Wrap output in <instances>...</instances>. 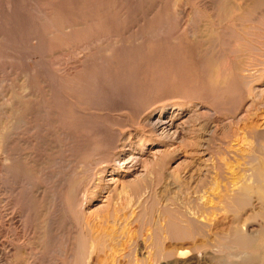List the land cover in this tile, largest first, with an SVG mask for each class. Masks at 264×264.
I'll return each instance as SVG.
<instances>
[{
  "label": "rangeland",
  "instance_id": "obj_1",
  "mask_svg": "<svg viewBox=\"0 0 264 264\" xmlns=\"http://www.w3.org/2000/svg\"><path fill=\"white\" fill-rule=\"evenodd\" d=\"M228 1L0 0V126L30 81L25 136L39 137L0 148V264H74L77 244L86 264H135L161 237L176 264H238L220 238L236 215L254 224L247 250L264 254V201L225 197L264 152V0ZM80 176L88 197L73 211ZM160 212L197 228L171 238Z\"/></svg>",
  "mask_w": 264,
  "mask_h": 264
},
{
  "label": "bare ground",
  "instance_id": "obj_2",
  "mask_svg": "<svg viewBox=\"0 0 264 264\" xmlns=\"http://www.w3.org/2000/svg\"><path fill=\"white\" fill-rule=\"evenodd\" d=\"M185 1V0H184ZM228 1V0H227ZM229 2V1H228ZM231 2V1H230ZM227 3V2H226ZM187 4V3H186ZM215 4V3H214ZM227 4H231V3H227ZM222 6V5H221ZM224 6H226V5H224ZM230 6V5H229ZM183 10V9H182ZM187 12V11H186ZM185 13V12H184ZM215 14H216V12H215ZM224 19V18H223ZM188 24V23H187ZM192 29V28H191ZM190 31V30H189ZM209 31V30H208ZM208 34V33H207ZM75 35V34H74ZM191 35V34H190ZM88 46V45H87ZM88 48H89V46H88ZM80 53V52H79ZM81 55V54H80ZM59 73V72H58ZM28 82V81H27ZM30 81H29V83H26L25 84V86L23 87L24 89H22V91L20 92V93H18V95H16V96H14V95H10V97H9V99H8V101H7V104H8V108H7V120H8V123L6 124V125H4L3 127H1L0 126V148L2 147V145H3V143H5V142H7L8 144L9 143H12V142H14V140H16L17 138V140H21V139H25L26 141H30V140H32L33 141V138L35 139V140H38L39 139V137H38V134H37V136H36V134L35 135H32V134H30V136H25V135H27V131L29 130L30 131V129H32L31 128V124H30V120H29V116H30V114H31V110L30 109H28V110H26V108H28V107H26L28 104H30V102H34V101H32V100H34V99H32V97L35 95L34 94V92H32L31 90H30ZM33 87V86H32ZM37 90V89H36ZM243 97V96H242ZM241 97V98H242ZM43 101V100H42ZM253 102V101H252ZM35 103V102H34ZM250 103H251V101H250ZM249 103V104H250ZM35 105V104H34ZM251 105V104H250ZM255 105H256V103H255ZM28 106H30V105H28ZM32 106V105H31ZM128 106V105H127ZM126 106V107H127ZM252 106H254V103L251 105V107ZM257 106V105H256ZM130 107V106H129ZM249 107V106H248ZM22 108H24V109H22ZM30 108V107H29ZM38 108V107H37ZM41 108V107H40ZM252 108H254V107H252ZM242 111V110H241ZM252 111V110H251ZM254 111V110H253ZM257 111V110H256ZM168 112V111H167ZM246 112H249V110L248 111H246ZM211 113V112H210ZM252 113H254V112H252ZM55 114V113H54ZM240 114V113H239ZM243 114V113H242ZM248 114H250V113H248ZM247 114V115H248ZM255 114V113H254ZM259 114V113H258ZM245 115H246V113H245ZM244 115V122H246V121H248V119H249V115H248V117H247V115L245 116ZM34 116V115H33ZM171 117V116H170ZM233 118V117H232ZM252 118V117H251ZM256 118V117H255ZM225 120V119H224ZM251 120V119H250ZM163 121V120H162ZM161 121V122H162ZM174 121H175V118H169L168 120H164L163 122H162V124H166L165 126H167V125H173L174 124ZM233 121H235V120H233ZM232 121V122H233ZM24 122V123H23ZM225 122V121H224ZM254 122V121H253ZM21 123H23V124H21ZM160 123V122H159ZM239 123V122H238ZM161 124V123H160ZM159 124V125H160ZM223 124V123H222ZM236 123H233L232 125H235ZM245 124V123H244ZM182 125V124H181ZM231 125V126H232ZM23 126H24V128H23ZM164 126V125H163ZM237 127H238V124L236 125ZM160 127V126H159ZM241 127V126H240ZM238 128V129H241V128ZM165 128V127H164ZM233 128H235V127H233ZM245 128V127H244ZM237 129V128H236ZM255 129V128H254ZM176 130V129H175ZM255 130H257V129H255ZM236 131H238V130H236ZM240 131V130H239ZM34 132V131H33ZM175 132V131H174ZM231 132V131H230ZM256 132V131H255ZM110 133H112V132H110ZM114 133H115V131H114ZM235 134H239V133H235ZM242 134V133H241ZM256 134V133H255ZM40 135V134H39ZM112 135H116V134H113L112 133ZM234 136V135H233ZM237 136H239V135H237ZM228 138H230V137H228ZM237 138V137H236ZM238 139V138H237ZM34 140V141H35ZM117 140V139H116ZM231 140V139H230ZM239 140V139H238ZM263 140V139H262ZM114 141V140H113ZM234 141V140H233ZM31 142V141H30ZM117 142V141H116ZM231 142V141H230ZM230 142L228 143V142H226V141H224V144H230ZM6 143V144H7ZM29 143V142H28ZM32 143V142H31ZM110 144H111V142H109ZM114 143V142H113ZM13 144V143H12ZM263 144V143H262ZM34 145V144H33ZM231 145H233V144H231ZM259 145H261V143L259 144ZM39 146V145H38ZM117 146V145H116ZM115 146V144H111L110 145V148H111V151H112V153L114 152V150H115V148H117ZM223 146V145H222ZM228 146V145H227ZM230 146V145H229ZM228 146V147H229ZM108 148H109V144H108ZM248 148H250V147H248ZM252 148V147H251ZM250 148V149H251ZM258 148V147H257ZM263 148V147H262ZM4 149V148H3ZM236 149V148H235ZM239 149V148H238ZM249 149V150H250ZM261 149V148H260ZM222 150V149H221ZM220 150V151H221ZM226 150V149H225ZM227 150H229L228 148H227ZM237 150V149H236ZM240 150V149H239ZM238 150V151H239ZM242 150V149H241ZM253 150V148L250 150V151H252ZM110 151V150H109ZM159 151V150H158ZM233 151V150H232ZM231 151V152H232ZM254 151V150H253ZM119 152V151H118ZM228 152V151H227ZM241 153L243 152L244 153V150L243 151H240ZM246 152V151H245ZM110 154H111V152H109ZM117 153V152H116ZM116 153H113V154H116ZM234 153V152H233ZM232 153V154H233ZM104 155H105V153H103ZM118 154H120V153H118ZM248 154V153H247ZM249 154H253V153H250L249 152ZM248 154V155H249ZM254 154H255V158H256V162L252 165V168L250 169L251 170V173H250V175H249V177H245L246 179H244L243 181H242V183L240 184V182H239V186L235 183V185L236 186H234V187H237L236 189H235V193H233L231 196H228V195H226L225 197H229V198H231V200L232 201H234V202H237V205L238 206H246V205H249V204H251L252 203V200H253V197L255 196H257V198L258 199H256V200H259V199H262L263 201H264V152L261 150L260 152H254ZM242 155V154H241ZM244 155H246V153H244ZM110 157L111 159H112V156H110V155H106V158L104 157H102V155L100 156V157H102L101 159H98V160H100L98 163V165H99V167L97 168V172L96 173H98L99 175L101 174V176H102V173L105 171V168L106 167H109L111 164H112V160L110 159V158H107V157ZM116 156V155H115ZM251 156V155H250ZM254 156V155H253ZM37 157H38V155H36L35 154V158H34V160L36 161V159H37ZM27 158V157H26ZM117 158V157H116ZM118 158H119V156H118ZM5 160H6V162H8V163H10L11 161H12V158L8 155V156H6L5 157ZM97 160V161H98ZM114 161V160H113ZM116 161V160H115ZM97 163V162H96ZM95 163V164H96ZM6 164V163H5ZM43 164V163H42ZM94 164V165H95ZM115 164V163H114ZM98 165H96V166H98ZM96 166H94V167H96ZM84 167V166H83ZM80 169V168H79ZM78 170V169H77ZM96 170V169H95ZM94 170V171H95ZM76 171V170H75ZM86 171V170H85ZM78 172V171H77ZM82 172H84V171H82ZM82 172L80 173V174H82ZM79 173V172H78ZM77 173V174H78ZM86 172H84L83 174H85ZM75 174V173H74ZM79 174V175H80ZM82 174V175H83ZM76 175V174H75ZM86 175V174H85ZM97 175V174H96ZM77 176V175H76ZM93 176H94V178H93V180L91 181V184H92V182L93 181H95L94 179H95V177H97V176H95L94 175V173H93ZM86 177V176H85ZM85 177H81L80 176V178L78 177V180H75L74 179V183L69 187V191H68V207H70V208H73V211H74V209H76V210H78V209H80V211H81V208L83 207V204L86 202V198L88 197L87 196V192H86V189H87V187H86V189H84L83 188V192L81 191V188H82V185L83 184H85V180L88 178H86L85 179ZM97 179V178H96ZM64 180V179H63ZM59 181V180H58ZM62 181V180H61ZM72 181V180H71ZM71 181H69V182H71ZM87 181L88 180H86V183H87ZM90 181V180H89ZM98 181V180H97ZM63 182L64 181H62V183L60 182L59 184L61 185V184H63ZM73 182V181H72ZM71 182V183H72ZM94 183V182H93ZM67 184H69V183H67ZM89 184V183H88ZM87 184V185H88ZM90 184V185H91ZM64 185L66 186V184L64 183ZM64 185H62V188L64 187ZM86 185V184H85ZM86 185V186H87ZM93 185V184H92ZM94 186V185H93ZM233 186V185H232ZM233 187V188H234ZM61 188V189H62ZM92 188V187H91ZM96 188V187H95ZM67 189V188H66ZM62 191V190H61ZM87 191H88V189H87ZM231 191V190H230ZM233 191V190H232ZM65 192H66V190H65ZM65 192H63V193H65ZM95 192V191H94ZM59 194H60V192H58ZM221 194V193H220ZM65 195V194H64ZM144 195V194H143ZM52 196V195H51ZM55 196V195H54ZM61 198H63V196L62 195H59ZM154 197V196H153ZM224 196H222V198H223ZM255 197H254V199H255ZM219 198H220V196H219ZM225 199V198H224ZM145 201V200H144ZM254 201V200H253ZM172 202V201H171ZM144 203V202H143ZM152 203V202H151ZM170 203V202H169ZM60 205H62L61 203H59ZM155 204V203H154ZM225 204V203H224ZM236 204V203H235ZM53 205V204H52ZM227 205V204H226ZM232 205V204H231ZM64 206V205H63ZM175 206V205H174ZM66 207H67V204H66ZM152 207V206H151ZM150 207V208H151ZM251 207V206H250ZM64 208V207H63ZM158 208H160V207H158ZM157 208V209H158ZM165 208V207H164ZM173 208V207H172ZM185 208V207H184ZM233 208V207H232ZM64 209H66V208H64ZM165 209H168V208H165ZM170 209V208H169ZM182 209V208H181ZM180 208H179V213H180V211H182ZM171 210V209H170ZM173 210V209H172ZM191 211H192V209H190ZM150 211V210H149ZM155 211V210H154ZM184 211V210H183ZM187 211H189V209L187 210ZM194 211V210H193ZM197 211V213H198V210H196ZM196 211H194V212H196ZM240 211V210H239ZM24 212V211H23ZM172 212V211H171ZM174 212V211H173ZM176 212V211H175ZM241 212V211H240ZM161 213V212H160ZM162 213H165V212H162ZM162 213H161V216H162ZM167 213V212H166ZM165 213V214H166ZM178 213V214H179ZM182 213V212H181ZM180 213V215H184V213H182L181 214ZM187 213V212H186ZM193 214L192 212H188V214ZM197 213H195V214H197ZM202 213V212H201ZM200 213V214H201ZM79 214V213H78ZM174 214V213H173ZM176 214V213H175ZM187 214V215H188ZM194 214V215H195ZM200 214H199V217H202V216H204V214L202 215V216H200ZM144 215V214H143ZM155 215V214H154ZM164 215V214H163ZM168 214H166V215H164V217L165 216H167ZM169 215L171 216L172 215V213H169ZM54 216V215H53ZM58 216V215H57ZM152 216V215H151ZM159 216V215H158ZM193 216V215H192ZM196 216V215H195ZM195 216H193V217H195ZM198 216V215H197ZM70 217V216H69ZM150 217V216H149ZM156 217V216H155ZM164 217H163V219H164ZM186 217H189V216H186ZM198 217V218H199ZM154 218V217H153ZM152 218V219H153ZM157 218V217H156ZM155 218V219H156ZM162 218V217H161ZM166 218V220H167V217H165ZM170 217H168V223L167 224H165V227H164V223L162 224L163 225V227H164V229H167V230H169L170 231V235L167 233V235H165L164 237H165V239H166V236H171V238L172 237H180V236H184V237H182L183 239L185 238V234H187L188 233V231H189V233L188 234H190V230H192V228L194 227V226H196V227H194L195 229L194 230H196V228H197V225H195V223H193V221H191V220H189V219H186V220H184V219H182L183 221H185V222H187V224H186V226H183V225H181V223L180 222H178V221H176V219H169ZM173 218V217H172ZM207 218V217H206ZM241 217H240V215L238 216V215H236V218H234V219H232L233 221H232V224L230 225V227H229V229L227 230V232L226 233H224L225 231L223 230V233H224V236L222 237V235L220 236V234H218L219 236H220V238H223V239H227V241H228V244L229 245H227V246H225V247H230V246H232V247H234V248H238V251L237 252H235L234 254H230L231 255V257H235V258H237V263L238 264H264V254L263 253H261L262 251H260V253H251V252H249L248 250H247V248L249 247V245H250V243H251V240H252V236H251V233H252V231L254 230V228H253V223H251V222H246V220H244L245 222H242V219H240ZM14 219V214L10 217V220H13ZM147 219V218H146ZM163 219H159V221L161 220H163ZM178 219V218H177ZM191 219H192V217H191ZM200 219V218H199ZM202 219V218H201ZM225 219V218H224ZM52 220V219H51ZM165 220V219H164ZM163 220V221H164ZM165 220V222H167ZM180 220V219H179ZM203 220V219H202ZM202 220H200V222L202 221ZM207 220H208V218H207ZM53 221V220H52ZM57 221V220H56ZM209 221V220H208ZM248 221V220H247ZM55 223V222H54ZM150 223H151V221H150ZM149 223V224H150ZM158 223V222H157ZM183 223V222H182ZM192 223L194 224V225H192ZM208 223V222H207ZM154 224V223H153ZM160 223H158L157 224V226L159 225ZM201 224H204V222H201ZM167 225V226H166ZM207 225V224H206ZM200 226V225H199ZM154 227V226H153ZM156 227V226H155ZM201 227H203V226H201ZM200 227V229H202ZM258 227V226H257ZM157 228V227H156ZM149 229H150V227H149ZM199 229V228H198ZM200 229H199V231H200ZM157 230V229H156ZM166 230V231H167ZM193 230V231H194ZM154 231V230H153ZM159 231V230H158ZM192 231V232H193ZM198 230H197V232H199ZM251 233H250V232ZM155 232V234H153V235H156V231H154ZM168 232V231H167ZM208 232H210V231H208ZM207 232V233H208ZM214 232V231H213ZM196 233V232H195ZM217 233V232H216ZM255 233H258V232H255ZM152 234V233H151ZM161 234V233H160ZM160 234L158 235V236H160ZM163 234H164V232H163ZM166 234V233H165ZM211 234V233H210ZM152 235V236H153ZM198 235V234H197ZM217 235V236H218ZM157 236V235H156ZM161 236H162V234H161ZM160 236V237H161ZM188 236V235H187ZM212 236V235H211ZM155 237V236H154ZM190 238H191V236H189ZM188 237V238H189ZM157 238V237H156ZM162 238V237H161ZM160 238V239H161ZM181 238V237H180ZM182 238H181V240H182ZM189 238V239H190ZM216 238V237H215ZM160 239H156L154 242H153V244H151V246H148V247H150L151 248V251H149L146 255L147 256H145L146 257V261L145 260H142L143 258H140V260L138 259L137 261H135L134 259H131L129 256H127V257H129V258H127L128 260L130 259V261L131 260H133V261H135L137 264H145V263H147V261H150V260H152L155 264H157V263H159V262H162L161 264H176V261L174 260V261H172L173 259H175V258H173V251L171 250V249H173V248H169V246H168V248L167 247H164L163 246V243H164V239H162V240H160ZM169 239V238H168ZM168 239H166V240H168ZM176 239V238H175ZM179 239V238H178ZM186 240H187V238H185ZM195 239H197V238H195ZM211 239L212 238H210V243H209V239L207 240V242L211 245V247L213 246V247H215L214 245H212V242H211ZM151 240H153V239H151ZM216 240V239H215ZM141 241V240H140ZM182 242V241H181ZM180 242V243H181ZM194 242H195V240H194ZM207 242H205V245H206V243ZM217 242H219L218 241V239H217ZM91 243V242H90ZM129 243V242H128ZM197 243V242H196ZM195 243V244H196ZM199 243V242H198ZM222 243V242H221ZM224 243V242H223ZM20 244H22V243H19V245H17V244H14V243H11L10 242V245H9V247L11 246V247H13L12 249H18V251H20L19 249L21 248V246H20ZM147 244V243H146ZM171 244V243H170ZM187 244V243H186ZM195 244L192 246V247H194L195 246ZM204 244V243H203ZM202 243H201V245H203ZM219 244V243H218ZM198 245V244H197ZM220 245V244H219ZM181 246V245H180ZM187 246V245H186ZM200 246V245H199ZM209 246V245H208ZM218 246V245H217ZM216 246V247H217ZM222 246V245H221ZM10 247V248H11ZM147 247V248H148ZM205 247V246H204ZM145 248V247H144ZM150 248H148V249H150ZM167 248V249H166ZM196 246L194 247V250L195 251H197L196 249ZM218 248V247H217ZM135 249V248H134ZM147 249V250H148ZM197 249H198V247H197ZM232 249V248H231ZM90 250V249H89ZM199 250V249H198ZM203 250V249H202ZM210 250V249H209ZM221 250H223V249H221ZM261 250H263L262 248H261ZM16 251V250H15ZM200 251V250H199ZM213 251H216L215 249H213ZM219 251V250H218ZM85 252H86V250H85V248H84V245L82 244H77V246H76V249H74V252H73V254H70L71 255V257L73 256L75 259H74V264H86L87 262H86V258H87V256H86V254H85ZM139 252V251H138ZM174 252H176V251H174ZM178 252V251H177ZM233 252V251H232ZM88 253H90V252H88ZM213 253V252H212ZM228 253V252H227ZM227 253H226V255H227ZM124 254V253H123ZM127 253L125 252V255H126ZM141 254V253H140ZM199 254V253H198ZM201 254V253H200ZM205 254H207V253H205ZM120 255V254H119ZM129 255V254H128ZM212 255V254H211ZM225 255V256H226ZM134 256H136V255H134ZM175 256H176V253H175ZM174 256V257H175ZM202 256V255H201ZM215 256V255H214ZM70 257V256H69ZM144 257V258H145ZM177 257V256H176ZM178 257H180V256H178ZM177 257V258H178ZM188 257V256H187ZM189 257H190V255H189ZM199 257H200V255H199ZM89 258V257H88ZM88 258H87V260H88ZM132 258H134V257H132ZM137 258V257H136ZM173 258V259H172ZM195 258V257H194ZM226 258V257H225ZM172 259V260H171ZM189 259V258H188ZM188 259L186 260V261H188ZM228 259H229V256H228ZM9 260H10V258H9ZM177 260V259H176ZM223 260V259H222ZM13 261H15V260H13ZM118 261V260H117ZM126 261V260H125ZM229 261V260H228ZM9 262V261H8ZM129 262V261H128ZM151 262V261H150ZM135 263V264H136ZM186 263V262H185ZM190 263V262H189ZM8 264V263H7ZM148 264V263H147ZM151 264V263H150ZM153 264V263H152ZM160 264V263H159ZM178 264V263H177ZM194 264V263H193Z\"/></svg>",
  "mask_w": 264,
  "mask_h": 264
}]
</instances>
